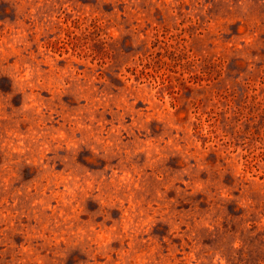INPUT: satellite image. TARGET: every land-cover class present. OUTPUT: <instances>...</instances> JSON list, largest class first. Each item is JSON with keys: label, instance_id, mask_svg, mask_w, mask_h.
<instances>
[{"label": "clouds", "instance_id": "obj_1", "mask_svg": "<svg viewBox=\"0 0 264 264\" xmlns=\"http://www.w3.org/2000/svg\"><path fill=\"white\" fill-rule=\"evenodd\" d=\"M0 264H264V0H0Z\"/></svg>", "mask_w": 264, "mask_h": 264}]
</instances>
